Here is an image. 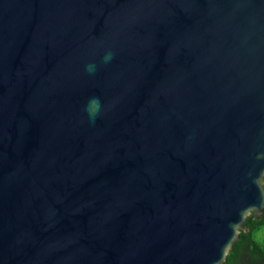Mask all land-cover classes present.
I'll return each instance as SVG.
<instances>
[{
    "label": "water",
    "instance_id": "1",
    "mask_svg": "<svg viewBox=\"0 0 264 264\" xmlns=\"http://www.w3.org/2000/svg\"><path fill=\"white\" fill-rule=\"evenodd\" d=\"M263 212L264 0H0V264H224Z\"/></svg>",
    "mask_w": 264,
    "mask_h": 264
},
{
    "label": "trees",
    "instance_id": "2",
    "mask_svg": "<svg viewBox=\"0 0 264 264\" xmlns=\"http://www.w3.org/2000/svg\"><path fill=\"white\" fill-rule=\"evenodd\" d=\"M245 224L247 230L241 232L224 264H264V245L255 236L256 232L264 227V212L258 219L248 217Z\"/></svg>",
    "mask_w": 264,
    "mask_h": 264
},
{
    "label": "clouds",
    "instance_id": "3",
    "mask_svg": "<svg viewBox=\"0 0 264 264\" xmlns=\"http://www.w3.org/2000/svg\"><path fill=\"white\" fill-rule=\"evenodd\" d=\"M111 58V54L105 56V60H108ZM91 71V66L89 68ZM100 111V101L98 98H92L89 100L88 105L86 107V112L91 120H94L96 116L99 114Z\"/></svg>",
    "mask_w": 264,
    "mask_h": 264
},
{
    "label": "rangeland",
    "instance_id": "4",
    "mask_svg": "<svg viewBox=\"0 0 264 264\" xmlns=\"http://www.w3.org/2000/svg\"><path fill=\"white\" fill-rule=\"evenodd\" d=\"M255 236L259 240V242L264 245V227L257 231Z\"/></svg>",
    "mask_w": 264,
    "mask_h": 264
},
{
    "label": "flooded vegetation",
    "instance_id": "5",
    "mask_svg": "<svg viewBox=\"0 0 264 264\" xmlns=\"http://www.w3.org/2000/svg\"><path fill=\"white\" fill-rule=\"evenodd\" d=\"M240 256H241V255H238V257H240ZM238 257H237V258H238ZM242 259H243V258H242Z\"/></svg>",
    "mask_w": 264,
    "mask_h": 264
}]
</instances>
